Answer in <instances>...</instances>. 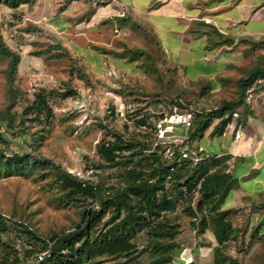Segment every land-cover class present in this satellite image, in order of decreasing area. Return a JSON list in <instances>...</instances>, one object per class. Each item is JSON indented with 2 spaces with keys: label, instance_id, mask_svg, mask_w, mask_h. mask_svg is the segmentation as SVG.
Masks as SVG:
<instances>
[{
  "label": "rangeland",
  "instance_id": "374dc122",
  "mask_svg": "<svg viewBox=\"0 0 264 264\" xmlns=\"http://www.w3.org/2000/svg\"><path fill=\"white\" fill-rule=\"evenodd\" d=\"M77 1L82 5L89 4V1L95 2L94 6L87 5L85 13L77 18L86 22V25L96 9L115 5L113 9L125 10L122 11L125 17L105 20L106 31L112 43V47L105 53L116 64H130L134 71L129 74V82L108 77L104 81L100 80L98 86L93 84L84 63L63 45L58 36L47 34L35 24V21L41 20V10L37 9L39 5H32L33 0L18 9L0 4V29L7 45L19 52L22 58L29 43L25 40L27 38L24 33H31L34 35L31 40V56L39 61V64L33 65V73H26L27 65L21 59L14 84L15 97L10 92L5 74L7 65L0 61V133L10 143L9 147H2L7 157L19 152L50 161L55 167L74 177L81 179L78 175H82L85 180L96 185L99 193L109 195L126 185L117 169H94L97 172L93 175L89 173L91 168L105 164L98 153L100 143L116 135L138 142L142 138L136 126L129 130L123 121L108 115L110 109L116 108L117 102L124 100L127 104H134L137 111H142L145 116L161 117L178 110L195 111L197 118L200 114L211 115L226 101H237L240 96V79L246 78L256 69L264 72V42H245L233 49L241 52V61L233 68L231 77L223 87H213L207 82L189 84L179 69L169 63L153 30L131 16L127 11L130 7L121 3L122 0ZM135 1L140 4L145 0ZM157 1L161 0H153ZM64 2L61 7H53L49 14L52 16L63 12L71 0ZM10 28L17 31L14 33L15 39L11 37ZM58 45L62 49H53L41 56L34 55ZM98 50L104 53L103 49ZM58 53L64 56L54 58ZM110 65L109 62L108 66ZM70 92L73 94L69 95ZM41 95L47 96L53 109L50 121L42 124L33 121L35 114L26 112ZM256 98L255 95L252 101ZM86 99L87 108L95 110L98 116L80 108L79 105ZM247 104V109L253 113V104L250 105L248 101ZM242 110L243 107L238 113ZM7 113L15 118V128L12 131L6 130L7 122L3 121V116ZM217 123L218 120L215 119L206 133L212 131ZM214 138L210 136L200 141L206 148L204 156L218 155L219 142ZM194 146L199 147L196 143ZM193 173L192 170L188 177ZM153 175L154 172L148 173V178L155 180ZM93 203V200L80 197L72 201L51 170L35 172L31 177H8L0 174V214L8 218L11 228L9 233L0 235V264H39L37 256L43 245L30 241L22 232L20 224L50 242L54 237L69 233L79 226L84 211ZM184 209L185 206L182 205L169 218L180 228L184 225L191 228L192 219ZM252 212L247 214L245 209L235 211V214L240 213L238 224L242 234L226 248L235 252L233 255L241 264H264V207L260 206L254 211L256 217L260 216V220L256 219L254 222ZM137 243L139 250L153 245L146 233L138 237ZM153 257L151 252H147L140 258V263L148 264Z\"/></svg>",
  "mask_w": 264,
  "mask_h": 264
},
{
  "label": "trees",
  "instance_id": "16d2710c",
  "mask_svg": "<svg viewBox=\"0 0 264 264\" xmlns=\"http://www.w3.org/2000/svg\"><path fill=\"white\" fill-rule=\"evenodd\" d=\"M29 1L0 0V4L18 9ZM120 20L126 21L124 18ZM220 36L224 43H230V39ZM53 49L60 50L62 46H53L34 55L41 56ZM65 53L67 54L66 51ZM62 56L64 55L58 53L53 57ZM21 59L20 53L7 45L0 29V61L7 65L5 74L13 97L16 96L14 84ZM261 76H264V72L256 69L246 78L240 79L239 99L224 102L211 115L200 114L196 118L194 111L193 125L189 131L190 140L193 143L203 140L215 119L218 123L210 133L212 137L225 135L232 124L237 128L245 126L252 114L247 109V93ZM241 107L243 110L238 113ZM26 112L35 114L33 121L41 124L49 122L53 116V109L46 95L39 96ZM112 116H115L114 110ZM3 121L7 122L6 130L12 131L15 128V118L11 114L3 116ZM9 144L0 133V174L8 177H31L35 172L51 170L72 201L77 197L94 201L84 211L79 226L69 233L54 237L50 242L20 224L22 232L30 241L42 243L39 252L49 253V257L39 264H141L139 259L147 252L155 257L149 264H168L169 254L178 246L176 240L181 234V228L170 220L169 215L175 214L182 205L185 206L184 212L192 219L191 225L199 228V234L205 233L209 227L213 228L222 246L216 249L217 256L222 255L225 244L237 241L242 234V230L234 228L229 220L233 211H221L230 192L238 184V180L229 172L230 156L212 155L196 164L186 160L172 172L163 153L146 152L148 142L127 140L116 135L114 141L105 139L98 146V153L105 164L91 168L117 169L121 172L120 177L126 181L125 187L108 195L99 193L96 185L90 181L74 177L55 167L50 161L19 152L7 157L2 147H9ZM192 170L194 173L188 177ZM150 172H154V182L148 178ZM168 175L172 176L170 181H167ZM10 230L8 218L0 214V235H5ZM143 233H146L153 245L139 250L137 239ZM29 244L33 247L32 243ZM226 261L235 262L233 259H224Z\"/></svg>",
  "mask_w": 264,
  "mask_h": 264
},
{
  "label": "crops",
  "instance_id": "0c3cea01",
  "mask_svg": "<svg viewBox=\"0 0 264 264\" xmlns=\"http://www.w3.org/2000/svg\"><path fill=\"white\" fill-rule=\"evenodd\" d=\"M89 2V7L94 6L95 2ZM64 3V0H33L32 5H39L37 9L41 10V20L35 24L47 34L58 36L84 63L93 84L98 86L100 80L108 79L110 71L121 77L117 80L128 83L129 74L134 71L130 64H116L105 53L112 47L105 20L122 17L125 10L113 9L115 5L96 9L86 25L77 18L85 13L87 5L77 0H71L63 12L49 14L53 7H61ZM121 3L130 7L127 11L131 16L153 30L169 63L179 69L189 84L207 82L213 87H223L241 61V52L233 50L234 47L245 42H264V0H145L140 4L135 0H122ZM1 20L3 22V17ZM9 32L15 39L17 31L10 28ZM220 35L230 39V43H224ZM24 36L29 43L22 61L27 65L26 73H33V65L39 64L31 56L34 35L24 33ZM98 49H103L104 53ZM249 104H253V113L244 127L237 128L234 124L225 135L214 138L219 142L218 155L231 157L229 172L238 180L221 209L233 211L229 220L234 228H240L241 213L235 214V211L245 209L247 214L253 211L251 217L255 222L260 220L255 214L257 208L264 207V99ZM210 133H206L203 140L210 138ZM238 133L239 139L236 138ZM196 144L206 152L201 142ZM180 230L176 240L178 246L169 254L168 264H241L233 255L235 252L226 248L235 241L225 244L222 255H216V249L222 246L213 228L209 227L203 234L192 225L191 228L184 225ZM224 259L235 262H224Z\"/></svg>",
  "mask_w": 264,
  "mask_h": 264
},
{
  "label": "built area",
  "instance_id": "2783aa9c",
  "mask_svg": "<svg viewBox=\"0 0 264 264\" xmlns=\"http://www.w3.org/2000/svg\"><path fill=\"white\" fill-rule=\"evenodd\" d=\"M122 17H125L123 14ZM110 77L120 79L115 71L109 72ZM247 101L250 103L254 96L256 99H264V78L257 79L247 93ZM90 100V99H89ZM88 100V101H89ZM87 99L79 105L81 109L88 110L92 115H96V111L87 108ZM115 117L123 121L129 130L136 126L142 136L141 141L149 143V148L146 152L163 153V157L169 167L170 171L174 172L183 161L190 160L193 163H199L209 155L204 156L205 152L201 147H195L194 143L190 140L189 131L192 128L194 120V112L192 111H178L173 113L164 114L161 117L145 116L142 111H137L134 104H127L124 100L117 102L114 109ZM113 110L108 111V115L112 116ZM158 115L159 113H155ZM237 116V115H236ZM234 125V124H232ZM231 125V126H232ZM240 138V133L236 135ZM115 137L109 138V141H114ZM99 144V143H97ZM162 147V150L159 148ZM163 151V152H162ZM222 157V156H219ZM94 169L89 173L94 174ZM82 180H85L82 175H78ZM172 179L171 175L167 176V181ZM155 180H152L154 182ZM47 257L48 252L40 253L37 256V261L41 263Z\"/></svg>",
  "mask_w": 264,
  "mask_h": 264
}]
</instances>
